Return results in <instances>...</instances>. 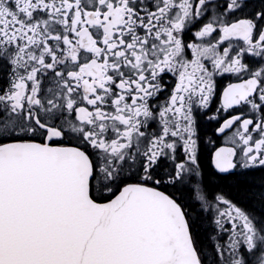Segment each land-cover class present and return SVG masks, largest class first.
Wrapping results in <instances>:
<instances>
[{
	"label": "snow or ice",
	"instance_id": "6c2138e0",
	"mask_svg": "<svg viewBox=\"0 0 264 264\" xmlns=\"http://www.w3.org/2000/svg\"><path fill=\"white\" fill-rule=\"evenodd\" d=\"M0 264H264V0H0Z\"/></svg>",
	"mask_w": 264,
	"mask_h": 264
}]
</instances>
